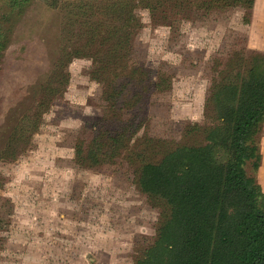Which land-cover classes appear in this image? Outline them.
<instances>
[{
  "label": "rangeland",
  "instance_id": "374dc122",
  "mask_svg": "<svg viewBox=\"0 0 264 264\" xmlns=\"http://www.w3.org/2000/svg\"><path fill=\"white\" fill-rule=\"evenodd\" d=\"M48 3L24 7L0 58V264H134L166 212L138 189L140 166L175 147L203 144L216 119L212 89L248 70L264 33L242 24L240 5L195 10L192 4L168 16L172 28L158 26L161 17L152 22L139 5L133 12L142 27L130 60L152 72L145 90L131 100L126 93L110 108L106 83L90 79L98 64L76 58L27 146L4 155L9 129L34 103L62 47L64 12ZM258 146L255 178L264 193V123ZM245 170L254 176L250 164Z\"/></svg>",
  "mask_w": 264,
  "mask_h": 264
},
{
  "label": "trees",
  "instance_id": "16d2710c",
  "mask_svg": "<svg viewBox=\"0 0 264 264\" xmlns=\"http://www.w3.org/2000/svg\"><path fill=\"white\" fill-rule=\"evenodd\" d=\"M30 1L0 0V58ZM46 1L49 9L64 12L62 47L47 79L36 88L34 103L9 129L4 155L27 146L58 85L68 81V66L76 58H92L98 64L90 79L106 83L109 92L104 101L110 108L120 98L126 101V93L131 100L145 90L152 72L130 60L142 27L133 12L139 5L149 11L152 22L153 16L161 17L158 26L169 28L168 16L191 9L192 4L195 10L240 5L245 10L243 25L250 24L254 6V0ZM254 53L244 74L237 73L233 81L212 89L209 103L216 119L204 132L202 145L175 147L158 162L140 166L138 189L160 200L166 212L156 239L134 264H264V193L255 178L262 159L258 135L264 123V53ZM131 117L138 129V113ZM247 164L254 176L246 173Z\"/></svg>",
  "mask_w": 264,
  "mask_h": 264
},
{
  "label": "crops",
  "instance_id": "0c3cea01",
  "mask_svg": "<svg viewBox=\"0 0 264 264\" xmlns=\"http://www.w3.org/2000/svg\"><path fill=\"white\" fill-rule=\"evenodd\" d=\"M260 0H254V6H253V9H252V16H251V22H250V24H248V25H245V26H249L250 25V31H261V33L263 34L264 33V24H263V26L262 27H257L255 24H254V22L256 21H258L259 19V17L260 18H262V19H264V7H260ZM253 26V27H252ZM249 43V40H247V38H246V45H249L248 44ZM258 48V50H260V51H257V50H255V51H257V52H262V51H264V46L262 45V46H260V47H257ZM262 53H264V52H262ZM262 160V159H261ZM262 163V162H261ZM261 168V164H260V167H259V169ZM259 169H258V171H257V173L256 174H258L259 173ZM261 187V186H260ZM262 189V188H261ZM263 192V191H262Z\"/></svg>",
  "mask_w": 264,
  "mask_h": 264
}]
</instances>
